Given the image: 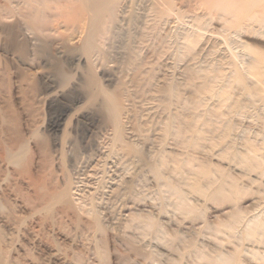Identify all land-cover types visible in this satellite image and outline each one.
<instances>
[{"label": "rangeland", "instance_id": "obj_1", "mask_svg": "<svg viewBox=\"0 0 264 264\" xmlns=\"http://www.w3.org/2000/svg\"><path fill=\"white\" fill-rule=\"evenodd\" d=\"M232 2L119 0L87 48L81 0H0V264H264V0Z\"/></svg>", "mask_w": 264, "mask_h": 264}, {"label": "bare ground", "instance_id": "obj_2", "mask_svg": "<svg viewBox=\"0 0 264 264\" xmlns=\"http://www.w3.org/2000/svg\"><path fill=\"white\" fill-rule=\"evenodd\" d=\"M232 1H234V4H235V2L237 1V0H231V2ZM81 2H82V5H83V7H84V10L88 13V28H87V34H86V37H85V46H87V48H91L94 44H93V42H95L94 41V39H95V36L98 34V33H102V31H103V29L105 28V26L106 25H108V23L110 22V23H112L113 21H114V18H115V16H116V6L118 5V3H119V0H81ZM223 4V3H222ZM232 4H233V2H232ZM31 5V4H30ZM238 7V6H237ZM241 7V6H240ZM34 8V7H33ZM90 51V50H89ZM92 73V72H91ZM65 75V74H64ZM94 75V74H93ZM89 76H91V75H89ZM90 78L91 77H89V81L88 82H90ZM66 79V78H65ZM64 79V80H65ZM86 81V80H85ZM94 81V80H93ZM95 82V81H94ZM97 83V82H96ZM85 84H86V82H85ZM88 85H89V83H88ZM112 98H113V96H112ZM114 100H116L115 99V97L113 98ZM109 103H110V101H109ZM114 103H116V102H114ZM104 104V103H103ZM116 105V104H115ZM106 106V105H105ZM116 106H118V104L116 105ZM109 107V106H108ZM111 108H109V109H111V110H113V106L111 105L110 106ZM121 107V106H120ZM117 108V107H116ZM121 109V108H120ZM104 110V109H103ZM110 110V111H111ZM119 110V109H118ZM113 113V112H112ZM113 115V114H112ZM116 121V120H115ZM18 152V151H17ZM254 153V152H253ZM252 153V154H253ZM16 156V155H15ZM36 179V178H35ZM232 208H234V206L232 207ZM233 211H232V216L233 217H235V218H237V219H240V217L239 216H241V218H242V214L243 213H246L243 209H241V208H238V207H236V210H235V208L234 209H232ZM244 215V214H243ZM234 218V219H235ZM259 222V221H258ZM261 222V221H260ZM251 223V222H250ZM262 223V222H261ZM248 224V223H247ZM246 224V225H247ZM263 224H264V221H263ZM245 226V225H244ZM249 226V225H248ZM264 227V226H263ZM257 229H258V227H257ZM244 230V229H243ZM246 231V230H245ZM250 232V231H249ZM257 232H258V230H257ZM248 234H250V233H248ZM258 236L257 237H259L258 239H261L262 241V243H264V240H263V238H260V237H263L264 235L262 234V232H258V234H257ZM247 237V236H246ZM250 237V236H249ZM248 237V238H249ZM254 237V236H253ZM255 238H256V236H255ZM245 239V238H244ZM250 239H252V238H250ZM249 239V240H250ZM246 240V239H245ZM254 240V239H253ZM253 240H251V241H253ZM244 241V240H243ZM248 241V240H247ZM251 241H249V242H247V244L248 243H250ZM255 241H258L257 240V238L255 239ZM241 242V241H240ZM245 243V242H244ZM262 243H261V245H262ZM239 244V243H238ZM257 244H259V243H257ZM237 245V244H236ZM235 245V246H236ZM241 245V244H240ZM221 246V245H220ZM247 246V245H246ZM252 246V245H251ZM251 246H249L250 248H252ZM255 247H256V242H255V245H254ZM257 246H259V245H257ZM248 247V246H247ZM248 247V248H249ZM255 247H253V248H255ZM223 248V247H222ZM246 248V247H245ZM261 249H262V246L260 247ZM264 248V247H263ZM225 249V248H224ZM261 249H259L260 251H261ZM236 250V249H235ZM246 250H249V249H246ZM245 250V251H246ZM254 250V249H253ZM258 249L256 250L255 249V251H254V254L257 252V251H259ZM214 251V250H213ZM244 250L242 251V252H245ZM250 251V250H249ZM249 251H248V254H249ZM252 251V250H251ZM223 252V251H222ZM222 252H221V254H222ZM225 252H226V250H225ZM233 252H235V251H233L232 250V252L230 253L231 255H229L230 257H232L234 254H232ZM241 252V253H242ZM252 253V252H251ZM250 253V254H251ZM259 253V252H258ZM262 253V252H261ZM221 254H219L218 253V255H216V258L217 259H219V260H223V258L224 257H226L225 255H221ZM223 254H225V253H223ZM247 254V253H246ZM253 253H252V255H254ZM227 255V254H226ZM245 255V254H244ZM252 255H250V257L252 256ZM235 256V255H234ZM239 256V255H238ZM260 256V253H259V255L257 254V255H254V257H251V258H256L255 260H253V259H251V261H255V263H256V261L257 260H259V259H257L258 257ZM264 256V249H263V253H262V257ZM246 257V256H245ZM262 257L260 256V260L261 261H263L262 260ZM249 258V257H248ZM264 258V257H263ZM225 259H228V256H227V258H224V260ZM233 259L234 258H232L231 260L233 261ZM240 259H242V258H240ZM228 260H230V258L228 259ZM228 260H227V262H228ZM231 260H230V263L229 264H232V262H231ZM213 261V260H212ZM217 261V260H216ZM239 261V260H238ZM226 262V263H227ZM259 262V261H258ZM264 262V261H263ZM221 263V262H220ZM223 263H225L224 261H223ZM223 263H221V264H223ZM234 263V262H233ZM239 263H243V261L242 262H239ZM245 263H246V260H245ZM244 263V264H245ZM251 263V262H250ZM261 263V262H260ZM212 264V263H211ZM216 264V263H215ZM237 264V263H236ZM247 264H249V261H248V263ZM254 264V263H253Z\"/></svg>", "mask_w": 264, "mask_h": 264}]
</instances>
